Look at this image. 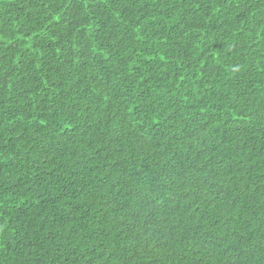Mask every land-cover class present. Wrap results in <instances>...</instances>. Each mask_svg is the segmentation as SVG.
Segmentation results:
<instances>
[{
    "label": "trees",
    "instance_id": "1",
    "mask_svg": "<svg viewBox=\"0 0 264 264\" xmlns=\"http://www.w3.org/2000/svg\"><path fill=\"white\" fill-rule=\"evenodd\" d=\"M0 264H264V0H0Z\"/></svg>",
    "mask_w": 264,
    "mask_h": 264
},
{
    "label": "bare ground",
    "instance_id": "2",
    "mask_svg": "<svg viewBox=\"0 0 264 264\" xmlns=\"http://www.w3.org/2000/svg\"><path fill=\"white\" fill-rule=\"evenodd\" d=\"M213 252V251H212ZM218 254V253H217Z\"/></svg>",
    "mask_w": 264,
    "mask_h": 264
}]
</instances>
